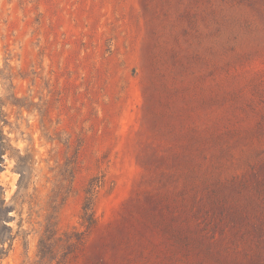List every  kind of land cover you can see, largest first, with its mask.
I'll return each mask as SVG.
<instances>
[{"label":"rangeland","instance_id":"rangeland-1","mask_svg":"<svg viewBox=\"0 0 264 264\" xmlns=\"http://www.w3.org/2000/svg\"><path fill=\"white\" fill-rule=\"evenodd\" d=\"M0 100V264H264V0H0Z\"/></svg>","mask_w":264,"mask_h":264},{"label":"trees","instance_id":"trees-1","mask_svg":"<svg viewBox=\"0 0 264 264\" xmlns=\"http://www.w3.org/2000/svg\"><path fill=\"white\" fill-rule=\"evenodd\" d=\"M7 123L8 118L5 111V105L0 100V173L4 170L5 158H11V155L9 154L13 149L10 139L4 131V127ZM16 169L19 170L18 173L22 176L23 173L20 164L16 166ZM13 210L14 209L7 204H0V260L7 256L12 247L13 241L19 233V231H16L13 234V228L9 226V222L14 220V217L9 215ZM18 228H20V224H18Z\"/></svg>","mask_w":264,"mask_h":264}]
</instances>
